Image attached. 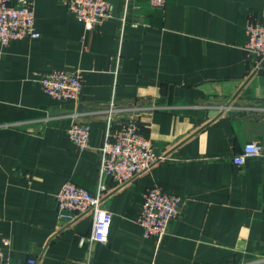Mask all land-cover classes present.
I'll use <instances>...</instances> for the list:
<instances>
[{"label":"crops","instance_id":"1","mask_svg":"<svg viewBox=\"0 0 264 264\" xmlns=\"http://www.w3.org/2000/svg\"><path fill=\"white\" fill-rule=\"evenodd\" d=\"M67 1L35 0L40 35L0 44V252L14 264H264V66L245 48L264 0H110L114 16L93 29ZM51 69L81 72L78 99L43 91ZM112 102L114 129L136 112L166 156L125 184L99 170ZM77 120L91 123L84 149L69 136ZM251 140L263 154L234 163ZM66 181L112 212L106 243L92 238L93 210L59 219ZM154 184L183 202L145 238L137 218Z\"/></svg>","mask_w":264,"mask_h":264},{"label":"built area","instance_id":"2","mask_svg":"<svg viewBox=\"0 0 264 264\" xmlns=\"http://www.w3.org/2000/svg\"><path fill=\"white\" fill-rule=\"evenodd\" d=\"M149 1L154 6H163L167 2ZM34 4L35 0H0V44L6 45L13 39L35 38L40 35L35 24ZM67 4L86 29H93L114 16V5L110 0H68ZM246 34L247 52L256 55L264 66V23L254 12H250L246 20ZM39 80L43 91L54 98L78 99L81 95L83 78L79 70L51 69L42 72ZM257 108L264 111V106ZM220 109L228 110L229 106L223 105ZM117 110L113 102L107 109V139L102 147L99 170L110 175L118 184H125L166 156L158 153L153 140L142 132L136 112H132L114 129ZM90 133L91 123L88 120H77L69 128V136L79 149L88 145ZM262 154V143L251 140L232 159L234 163L242 165L249 157ZM56 200L58 217L63 221H72L78 215L93 210L92 238L101 243L109 240L113 214L102 206L99 194H94L73 181H66L56 193ZM182 202L180 194L170 193L156 184L148 187L137 218L143 236L162 237L171 220L179 214ZM0 264L14 263L6 252L1 251ZM22 264H37V258L30 256Z\"/></svg>","mask_w":264,"mask_h":264},{"label":"water","instance_id":"3","mask_svg":"<svg viewBox=\"0 0 264 264\" xmlns=\"http://www.w3.org/2000/svg\"><path fill=\"white\" fill-rule=\"evenodd\" d=\"M224 109H216L215 111H214V113H213V116L214 117H216V116H220V115H222V114H224Z\"/></svg>","mask_w":264,"mask_h":264}]
</instances>
